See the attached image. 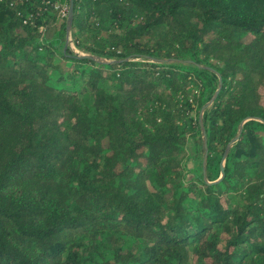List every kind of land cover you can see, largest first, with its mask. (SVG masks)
Returning a JSON list of instances; mask_svg holds the SVG:
<instances>
[{
    "label": "trees",
    "instance_id": "1",
    "mask_svg": "<svg viewBox=\"0 0 264 264\" xmlns=\"http://www.w3.org/2000/svg\"><path fill=\"white\" fill-rule=\"evenodd\" d=\"M72 2L89 57L58 11L23 23L41 0H0V264H264V0ZM218 79L185 182L204 144L175 99Z\"/></svg>",
    "mask_w": 264,
    "mask_h": 264
},
{
    "label": "rangeland",
    "instance_id": "2",
    "mask_svg": "<svg viewBox=\"0 0 264 264\" xmlns=\"http://www.w3.org/2000/svg\"><path fill=\"white\" fill-rule=\"evenodd\" d=\"M61 4L63 6V5L68 4V3L64 4V0H62ZM60 9H61L60 6L58 9L52 8L53 11H58L59 21L61 23H64V25H65V27L61 28V34H63V35H60V37L58 39V46L64 50L68 51L72 55H75L78 57L89 56L83 50V47L86 44V42L83 43L82 41L79 40V43H78V40H77V42L74 41V39H73L74 36L72 33V25H71V28L69 30L66 28L68 16L67 15L62 16L61 11L63 8L61 9V11H60ZM77 43H78V45H77ZM87 44L92 45L91 43H87ZM93 59L97 60L99 62H107V60H104L103 58H98L96 56H94ZM161 60L162 61H160L158 63H160V64L163 62H166L169 64L181 63L182 65L191 64L190 63L191 61H189V60H180L177 62L175 60H171V59H161ZM133 61L142 62L140 59L133 60ZM149 62L154 63V61H152V60H150ZM209 63L217 64L216 61H209ZM192 81L188 85V88H186L185 90H179V93L177 94L176 99H175L176 108L178 109V112L180 113V116L177 119L178 123L182 124V126H185L186 130H189V124H190L189 121L191 119L195 120L196 117H198L199 123L203 127L204 110L209 108L213 104V102L215 101L214 97H215V94L218 90V85H219V79H218L215 81L217 83L216 89H215L212 97L210 98V100L207 102V104H209V105L206 109H203L204 107L199 108L195 102L198 99L199 94L203 89L202 85H204L206 82L193 84ZM221 88H222V86H221ZM184 92H186V94H184ZM219 92L217 93V95L219 94ZM217 95H216V97H217ZM185 98L187 100H189V106L190 107L188 105H186ZM203 129H204V127H203ZM201 134L203 137L202 131H201ZM202 142L204 144V138H202ZM183 149H184V160H183V162L185 164V171H184L185 182L195 181V179L200 177V176L204 180H207V173H208L207 172V151L204 149L198 148L197 145L194 143L193 138L190 137L189 134L186 135V137L183 141ZM205 154H206V158H205ZM224 163H225V161H224ZM203 169H204V174H203ZM193 261H194V257L192 255H190L189 264H193Z\"/></svg>",
    "mask_w": 264,
    "mask_h": 264
},
{
    "label": "built area",
    "instance_id": "3",
    "mask_svg": "<svg viewBox=\"0 0 264 264\" xmlns=\"http://www.w3.org/2000/svg\"><path fill=\"white\" fill-rule=\"evenodd\" d=\"M18 1H28V0H18ZM69 1L70 0H64V4L65 3H68V4H65L62 6V4L60 3V0H41V6H39L38 8H36V10H34L33 12L25 15L24 17V21L23 23L25 25H30L33 23V20L36 18V17H39L41 15V13L45 12L48 8H54V9H58L59 6L60 8V11L62 13V16H68V10H69Z\"/></svg>",
    "mask_w": 264,
    "mask_h": 264
},
{
    "label": "water",
    "instance_id": "4",
    "mask_svg": "<svg viewBox=\"0 0 264 264\" xmlns=\"http://www.w3.org/2000/svg\"><path fill=\"white\" fill-rule=\"evenodd\" d=\"M72 19H73V2L72 0L69 1V10H68V17H67V26L66 28L69 30L71 28V25H72ZM85 57H89V56H85ZM160 62V61H158ZM192 63V62H190ZM221 86H222V82H221V79H219V85H218V90L215 94V97L217 95V93L220 91L221 89ZM214 97V99H215ZM209 104H207L206 106H204L203 109H206L208 107ZM201 127V131L203 132V138H204V150H206V136H205V132H204V129L202 127V125H200ZM240 131H241V127H240V130H239V133L238 135L240 134ZM237 139V136L235 139L232 140V142H234L235 140ZM227 152L226 151L221 159V163H220V178L217 180L219 181L220 179H222V177L224 176V161H225V158H226V155H227ZM205 158H206V154H205ZM203 174H204V169H203ZM216 181V182H217ZM209 184V183H208Z\"/></svg>",
    "mask_w": 264,
    "mask_h": 264
}]
</instances>
